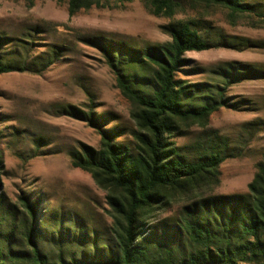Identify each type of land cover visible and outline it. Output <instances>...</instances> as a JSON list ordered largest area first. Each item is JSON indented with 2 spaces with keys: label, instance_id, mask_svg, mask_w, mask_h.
Wrapping results in <instances>:
<instances>
[{
  "label": "trees",
  "instance_id": "16d2710c",
  "mask_svg": "<svg viewBox=\"0 0 264 264\" xmlns=\"http://www.w3.org/2000/svg\"><path fill=\"white\" fill-rule=\"evenodd\" d=\"M28 7L36 0H23ZM67 2L69 17L81 11L112 9L132 0H55ZM240 18L264 21V0H188ZM115 4V5H112ZM155 16L168 19L181 10L179 0H151ZM59 28L60 25L46 24ZM200 19L172 20L161 27L169 41L137 47L106 37L76 39L97 47L129 105L135 130L131 142L93 109L70 106L64 114L86 122L99 135L97 148L70 151V163L88 173L106 192L111 222L95 229L73 215L44 211L41 198L21 196L6 203L0 180V264H264V156L247 193L234 197L210 195L220 181V166L229 158L226 139L207 134L189 155L176 139L198 127L222 108L238 111L241 102L227 97L232 84L264 79V70L240 62L216 69L221 83H189L187 53L214 48L251 47L212 34ZM40 26L25 39L0 37V75H41L62 60L67 45H51L29 55ZM0 156V172L2 170ZM180 203L175 216L151 223L159 211Z\"/></svg>",
  "mask_w": 264,
  "mask_h": 264
},
{
  "label": "rangeland",
  "instance_id": "374dc122",
  "mask_svg": "<svg viewBox=\"0 0 264 264\" xmlns=\"http://www.w3.org/2000/svg\"><path fill=\"white\" fill-rule=\"evenodd\" d=\"M179 1L181 10L168 19L153 14L151 0L123 2L112 9L92 8L73 17L68 15L66 1L36 0L28 7L23 0H0V37L25 39L27 32L40 26L36 44L28 46L29 55L37 56L54 44L69 48L62 60L41 75H0V180L6 203L17 204L19 197L29 195L41 198L46 214L80 217L95 229L106 228L111 222L106 192L88 173L73 168L69 157L70 151L81 146L97 148L100 137L86 122L64 114L61 108L93 109L110 121L108 128L122 135L121 143L132 141L130 133L135 126L100 50L77 40V33L137 47L160 45L169 41L162 26L172 20L200 19L213 27V36L248 41L251 47L187 53L189 63L182 79L220 84L216 69L229 62L264 70V21L240 18L233 23L222 9ZM48 23L60 27H48ZM227 97L241 102L242 109L222 108L210 117L206 130L194 127L175 140L183 155H189L207 134L226 139L234 157L220 166L219 184L208 193L218 197L246 194L264 156V79L232 84ZM180 205L172 203L157 212L151 223L175 216Z\"/></svg>",
  "mask_w": 264,
  "mask_h": 264
}]
</instances>
